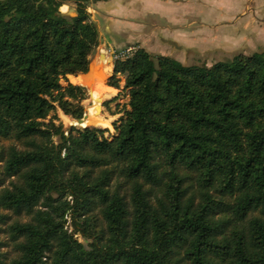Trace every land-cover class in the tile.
Instances as JSON below:
<instances>
[{"label":"trees","instance_id":"trees-1","mask_svg":"<svg viewBox=\"0 0 264 264\" xmlns=\"http://www.w3.org/2000/svg\"><path fill=\"white\" fill-rule=\"evenodd\" d=\"M100 1L0 0V264H264V53L208 66L138 48L107 82L130 98L113 139L66 129Z\"/></svg>","mask_w":264,"mask_h":264},{"label":"crops","instance_id":"crops-1","mask_svg":"<svg viewBox=\"0 0 264 264\" xmlns=\"http://www.w3.org/2000/svg\"><path fill=\"white\" fill-rule=\"evenodd\" d=\"M148 11L167 22L143 23ZM88 12L99 30V46L111 54L135 45L183 63L179 58L264 53V0H106L91 3ZM103 58V65L96 63L102 81L95 75L86 77V85H98L88 112L101 111L104 95L114 99L120 93L105 84L111 58ZM113 69L114 64L112 73ZM104 120L111 125L110 119Z\"/></svg>","mask_w":264,"mask_h":264},{"label":"rangeland","instance_id":"rangeland-1","mask_svg":"<svg viewBox=\"0 0 264 264\" xmlns=\"http://www.w3.org/2000/svg\"><path fill=\"white\" fill-rule=\"evenodd\" d=\"M75 5L70 2L67 1L61 8V12L64 14H68L69 12L73 11L74 14L76 12L75 9ZM146 15H144L141 18V21L143 23H166V20H163L162 18H160L157 13L152 12V11H148L147 13H145ZM146 31L149 33L152 32V28L148 27V29H146ZM135 46V45H134ZM139 48V47H138ZM114 51V50H113ZM159 51H154L153 53H155L156 55L158 54ZM154 54V55H155ZM106 55L111 58V63L109 64L110 66V71L107 73V78L105 79V84H107L108 79L110 77V74L112 73V65L114 64V55L111 54L110 50H105L103 47L99 46L98 49L93 53V55L90 57V68L89 71L82 76H86L88 75L89 77L92 76H97L99 78L100 81H102L101 78V70H97L96 68V63L99 61L101 62L100 64L103 65L104 63V58H106ZM164 56V55H162ZM172 58V57H171ZM174 59V58H173ZM180 60H183V64L185 65H208L211 66L213 63L217 62V61H228L230 59V57H223V58H211V57H200V58H189L187 61L185 58H179ZM178 61V60H177ZM74 78H71L68 76V80L69 82L76 84V85H80L84 88H86L87 90V94H88V99L86 101H84L82 103V106L84 107L85 110V114H87L88 118L87 120L84 122L83 126H91V127H97V128H102V129H108V132L106 133V137L109 139H113V136L116 135V130L114 127V123H118L119 125L122 124L125 112L127 110L130 109L129 107V95H128V91L123 90L122 92L119 93V95L116 97V100H114L113 102H111L113 97H110L108 95H104L103 100L101 102V111H97V112H88V109L92 107V94H93V89L95 92H97V87L98 85H94L91 88V86L86 85L87 79L85 78L84 80H81L80 82H76V80H73ZM62 84H65V81L62 80ZM125 84V80L124 78H122L121 81V86L123 87ZM90 88V93H89V89ZM58 116L61 120V122L64 124L65 128L68 129L70 127H72L71 125L73 124V122L75 120L71 119L70 117H67L63 114V112L58 111ZM104 119H110L111 120V125L110 122L108 120H104ZM101 126V127H99ZM76 127H81V126H76ZM8 144V143H5ZM6 228V227H4ZM69 231H72L71 227H68ZM78 239L82 242H85L80 236H77ZM0 240H2L3 242H5L7 245L3 248L4 252H7V256L8 258H12L14 256L13 252H12V246L10 243V238L8 236L7 233H2L0 236Z\"/></svg>","mask_w":264,"mask_h":264},{"label":"built area","instance_id":"built-area-1","mask_svg":"<svg viewBox=\"0 0 264 264\" xmlns=\"http://www.w3.org/2000/svg\"><path fill=\"white\" fill-rule=\"evenodd\" d=\"M137 46H129L125 48L124 50H114L112 51V54L114 55V58H128L130 57L135 51H137Z\"/></svg>","mask_w":264,"mask_h":264},{"label":"water","instance_id":"water-1","mask_svg":"<svg viewBox=\"0 0 264 264\" xmlns=\"http://www.w3.org/2000/svg\"><path fill=\"white\" fill-rule=\"evenodd\" d=\"M73 13H74V12L71 11L69 14H73ZM88 89H89V93H90V88L88 87ZM87 118H88V116H87V114H85L84 117H83L82 119L75 120L71 126H72V127H73V126H81V127H83V128L88 127V126H83V124H84V122L87 120Z\"/></svg>","mask_w":264,"mask_h":264}]
</instances>
